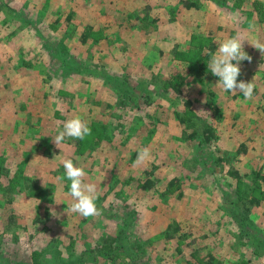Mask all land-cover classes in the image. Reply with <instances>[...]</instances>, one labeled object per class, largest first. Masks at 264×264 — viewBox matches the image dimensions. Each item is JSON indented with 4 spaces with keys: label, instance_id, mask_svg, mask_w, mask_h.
<instances>
[{
    "label": "rangeland",
    "instance_id": "rangeland-1",
    "mask_svg": "<svg viewBox=\"0 0 264 264\" xmlns=\"http://www.w3.org/2000/svg\"><path fill=\"white\" fill-rule=\"evenodd\" d=\"M182 1L10 0V9L0 10V264H38L34 259L38 252L44 254L40 264H48L56 251L64 258L88 251L85 264H105L102 256H96V247L103 233L116 234L117 221L126 216L121 209L124 202L139 214L132 221L140 238L147 241L144 260L148 264H186L196 248L203 254L212 251L220 259L251 256L264 261V254L258 257L256 249L264 246V204L253 207V222L245 226L250 239L244 242L223 203L229 188L226 184L220 188L218 178L215 181L209 175L199 176L198 170L191 172L189 162L196 146L175 140L181 136L182 126L174 110L185 111L186 104L174 100V92L169 99H157L142 109L118 107L112 88L103 79L72 72L62 76L59 67L49 62L36 31L16 24L25 11L41 24L50 21L48 28L60 30L59 37L69 46V59L75 56L100 63L112 74L127 73L134 85L156 75L179 82L182 100L192 103L187 111L216 126L218 139L213 150L235 154V165L244 175L264 172V55L244 42L252 61L240 62L238 82L253 80L255 85L252 98L245 100L242 94L237 92L235 98L218 86L219 78L207 67L210 57L198 58L191 69L180 54L198 50L199 45H192L190 39L194 33L216 44L212 53L219 42L237 34L249 42H264V0H229L222 6L218 0H196L201 9L191 11ZM138 10L149 15L151 25L147 29L141 26L143 16L129 22L136 33L134 39L121 26L128 13L134 18ZM70 12H74L71 20L66 19ZM104 20L106 26L100 30L108 32L109 40L90 46L81 43L82 28ZM45 32L49 34L48 29ZM124 46L130 51L126 53ZM175 46L180 58L175 56ZM217 105L224 110L222 120L211 111ZM74 117L108 127L112 143L79 158L69 138L58 148L52 139ZM242 144L245 152L239 150ZM144 148L149 149L150 158L137 163L138 151ZM132 153L136 154L134 161L129 160ZM63 159L81 165L87 173L85 182L96 184L99 216L85 218L68 211L73 201L68 195L70 181L59 179L64 176ZM91 162H95L92 167ZM152 170L157 189L146 192L140 186ZM178 177L184 180V197L178 199L176 192L161 200L156 190L164 191ZM28 178L38 182L35 190L26 187ZM174 220L191 233V238L184 239L181 254L177 252L178 236L167 241L162 235Z\"/></svg>",
    "mask_w": 264,
    "mask_h": 264
},
{
    "label": "trees",
    "instance_id": "trees-1",
    "mask_svg": "<svg viewBox=\"0 0 264 264\" xmlns=\"http://www.w3.org/2000/svg\"><path fill=\"white\" fill-rule=\"evenodd\" d=\"M218 1V3L221 4L220 6H222V3L228 2L229 0ZM242 1L243 0H238L236 2ZM134 2H136V0H134ZM10 3V0H0V10L7 6L10 9ZM182 4L188 11L193 9H201V6L196 2V0H183ZM223 5H225V3ZM149 11L151 13V8ZM131 13L127 14V17L125 18L127 22H124V25L121 26L123 28L122 32L125 31V33H129L127 37H133L134 39H137V37H134L136 33L134 32L132 24L129 22H132L134 19L136 20L137 18H141L143 16L141 18V22L144 23H142L141 26L147 29V27L151 25L148 22L149 15L147 16L144 10L142 12L143 14H141L140 10H138L136 16L133 18ZM20 16L22 21L19 24L16 23L17 27L21 29L30 26L36 31L35 34L40 39L41 46L46 51L48 60L52 64V67H59L60 71L62 72V76L65 73L70 74L72 72L78 75L87 74L95 78L103 79L112 88L113 93L116 96L118 107L121 105L124 107L132 106L136 109H142L143 106L147 107L153 105L157 99H169V96L172 94V92H174L173 99L177 100L178 102L183 101L182 104H186L184 107L185 111H181L179 109L174 110L176 120L182 126V134L179 136V138L176 137L175 140L180 144L189 141L193 143V146H196V150L193 152V157L189 162L190 168L192 169L191 172L196 173L198 170L199 176L203 177L205 175H209L213 178V180L215 179V181H217L216 178H218L221 182H219L220 188L224 189L225 184L229 188L226 193L223 194L224 196H222L224 199L223 203L225 204V208L228 212V219L231 221L232 225H235L238 230L242 231L241 239L244 238V242H249L250 235L245 231V229L253 222V207L264 204V172L262 170H256L252 171V175H244L241 172V169L235 165V161L237 159L235 154L230 156L228 152L224 154L217 153L216 150H213L212 147L218 139L216 126L213 122L207 121V119L205 121L196 112L187 111L189 105L192 103L190 101H184V99L182 100V92L179 82L174 80L165 81L162 77L156 75L149 79V81H135L137 83L134 85L132 83L134 79H132L127 73L112 74L105 66H101L100 63H93L91 60L81 61L77 57L73 56V54L71 56H73L74 59H69V52H71L69 50V46L64 39L59 37L58 34L60 30H54L53 28L50 30L48 28H51L52 26V24L49 23L50 21L41 24L40 20L32 18L31 15H28L26 11ZM73 16L74 12H70L66 16V19L71 20ZM263 19L264 13L262 20ZM60 20L61 19H56L55 21L59 22ZM174 20L175 19L172 21ZM152 21L153 23H156L155 20ZM106 22L107 21L104 20L102 22L103 24H99L97 22L86 24L84 28H82L81 32H79L81 43L90 46L92 44L100 43L102 40H109L108 32L104 33L103 30H100L106 26ZM95 24H97V27L99 28H96L94 26ZM46 29L49 31L48 35L45 32ZM15 30L16 29L10 31V35L12 37L15 34ZM201 35L203 34L194 33L190 38L192 40V45L194 43L195 45H199L198 50H186V53L180 52L181 60L184 61L183 63L188 66V68L193 69L196 66V60L198 58L207 60L208 57H210L209 53H212V51H214L216 48V44H213V42L210 40L207 41L206 37ZM202 39H205V42L208 44L207 53L205 51V42L202 41ZM132 43H135V41H132ZM123 49L127 50L125 51L126 53L130 51L128 50L129 47L124 46ZM177 49L178 47L175 46L174 53L175 56L177 55L180 58V54L176 52ZM84 64L86 65L85 67L82 66ZM150 85L153 87L150 88ZM227 93L232 95L234 94L233 96L235 98L238 97L236 93ZM211 101L212 100L206 102L208 107ZM95 104L98 103L95 102ZM112 105L109 103L107 104V107L111 108ZM211 111L212 113L214 111V114H216L217 118H221V120L223 119L224 110L221 107L217 105V107ZM85 122H87V120ZM87 123L91 128V135L85 137L83 140H70V143H73L76 147L75 155H77L78 158L92 155L98 151L103 144L112 143L113 136L108 134V127L100 125L99 123L92 120ZM48 147L51 149V151H53V145L50 144ZM245 148L246 146L242 144L239 150L245 152ZM135 155V153H132L129 160H133ZM94 163L95 162H91V167L94 165ZM154 173L155 172H153V170L152 172H148L142 185L140 186L141 189L146 192H150L152 189H157L156 185L158 184V181L156 180ZM65 180L68 181L66 178ZM115 180L119 182L117 179ZM183 181L184 180L179 177L173 178L167 184L164 191L160 190L159 193L156 190L160 199L165 200V198L167 199L169 196L175 195L176 192L178 195L175 196L178 199H182L184 197V191L182 190ZM27 182L29 183L26 185V187L29 188V190L32 191L36 189V185L38 183L36 180H31L28 178ZM67 188L70 190L69 185ZM121 209H124L126 216L117 221L118 230L115 235L103 233L102 236H100V242L96 247V256H102L103 260H106L105 264H122L123 262L124 264H148L149 261L144 260L145 255L147 254V245L145 243L147 241L140 238V231L132 221L133 219H136V216L139 214L133 207L126 204L125 202L122 204ZM122 215L123 214H121V216ZM180 224L181 223L177 220L171 221L165 226V229L162 230V235L164 240L167 241L177 239L178 236L177 252L181 254L184 251L182 248L184 239L191 238V233L184 232ZM88 246L89 244L87 247ZM256 249L259 251L257 254L258 257H260V253L264 254V246L260 245ZM87 252H84L80 256L71 254L69 258H64L62 257V254H60V251H56L53 254L54 257H52V260H50L48 264H85L86 261L84 256L85 253L87 254ZM42 255L44 256V254H41V252L35 254L34 259L38 264H40ZM190 257L191 259H185L186 264H264V261L258 262L251 256H238L237 259L235 258L236 260L234 259V256L232 259H220L212 251L203 254L199 248L194 249L190 254Z\"/></svg>",
    "mask_w": 264,
    "mask_h": 264
},
{
    "label": "clouds",
    "instance_id": "clouds-1",
    "mask_svg": "<svg viewBox=\"0 0 264 264\" xmlns=\"http://www.w3.org/2000/svg\"><path fill=\"white\" fill-rule=\"evenodd\" d=\"M247 41L253 48L259 50L264 55V42L256 40L249 42L243 39L240 34L219 42L215 52L210 53V60L207 67L213 76L218 77V86L225 92L240 93L245 100H250L253 96L255 85L253 80L245 82L238 77L241 75L240 62L252 61V56L244 50V42ZM153 87L150 85V88ZM91 135V128L88 123L80 117H74L64 122L63 129L52 139L55 145H59L66 139L83 140ZM150 158V151L147 148L138 151L137 163L144 162ZM64 168V177L59 179H67L70 181V190L68 195L72 198V203L68 208L69 212L78 213L82 217L99 216L100 210L97 207L96 200L100 193L95 183H86L85 177L87 173L81 166L73 163L72 159L62 160Z\"/></svg>",
    "mask_w": 264,
    "mask_h": 264
}]
</instances>
